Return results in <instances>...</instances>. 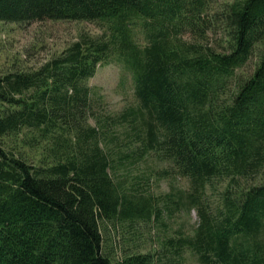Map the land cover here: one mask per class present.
Instances as JSON below:
<instances>
[{"label":"trees","instance_id":"obj_1","mask_svg":"<svg viewBox=\"0 0 264 264\" xmlns=\"http://www.w3.org/2000/svg\"><path fill=\"white\" fill-rule=\"evenodd\" d=\"M44 21L102 33L0 75V264H165L185 250L199 264H264V0H0L2 24ZM113 63L137 99L115 114L87 84ZM14 136L41 157L10 150ZM149 160L189 188L160 205L120 177ZM191 209L198 226L164 255L109 254V223Z\"/></svg>","mask_w":264,"mask_h":264},{"label":"rangeland","instance_id":"obj_2","mask_svg":"<svg viewBox=\"0 0 264 264\" xmlns=\"http://www.w3.org/2000/svg\"><path fill=\"white\" fill-rule=\"evenodd\" d=\"M102 30L94 23L72 21H44L29 24L0 23V75L21 70L35 71L42 65L63 53L81 35H100ZM140 42H144L141 38ZM255 60L244 70L250 72ZM102 97L103 111L115 114L137 103L132 76L119 64H108L99 67L96 75L87 81ZM22 137L6 138L10 150L34 160L41 157V151L24 146ZM35 157V158H34ZM163 164L148 162L136 167H123L120 177H132V183L141 192L156 196L157 202L163 205L167 193L178 189H188L189 181L184 178L167 180L154 173V169ZM138 177V178H137ZM210 193V192H209ZM210 196V194L208 195ZM211 200L217 202L211 195ZM163 223V224H162ZM199 218L195 209L178 211L173 215L163 212L159 221L139 222L130 226L128 222L109 223L104 230L107 250L114 258H120L124 252H152L156 256L164 255L161 245L170 238L180 236L179 231L189 235L198 226ZM165 264H199L196 256L190 251L181 255L164 257Z\"/></svg>","mask_w":264,"mask_h":264}]
</instances>
